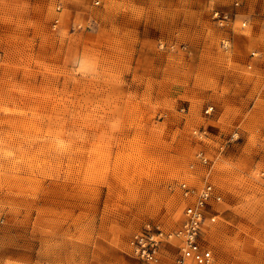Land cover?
<instances>
[{"label":"rangeland","instance_id":"374dc122","mask_svg":"<svg viewBox=\"0 0 264 264\" xmlns=\"http://www.w3.org/2000/svg\"><path fill=\"white\" fill-rule=\"evenodd\" d=\"M100 2L0 0V264H139L207 183L213 264H264V0Z\"/></svg>","mask_w":264,"mask_h":264},{"label":"built area","instance_id":"2783aa9c","mask_svg":"<svg viewBox=\"0 0 264 264\" xmlns=\"http://www.w3.org/2000/svg\"><path fill=\"white\" fill-rule=\"evenodd\" d=\"M93 1L96 6L101 4L100 0ZM219 17V12H216L215 18ZM212 110L209 108L207 113H211ZM201 159L204 164H207L205 157ZM181 189L188 202L181 227L170 235L153 225H146L142 231L138 232L132 239V247L139 264H159L161 246L172 238L180 242L179 264H213L214 255L210 249L202 246L201 237L207 223H214L216 220L215 215L209 214L212 203H220L222 197L208 183L202 188L182 184Z\"/></svg>","mask_w":264,"mask_h":264},{"label":"crops","instance_id":"0c3cea01","mask_svg":"<svg viewBox=\"0 0 264 264\" xmlns=\"http://www.w3.org/2000/svg\"><path fill=\"white\" fill-rule=\"evenodd\" d=\"M3 1H7V2L9 1L10 2V0H3ZM14 1H17V0H14Z\"/></svg>","mask_w":264,"mask_h":264}]
</instances>
